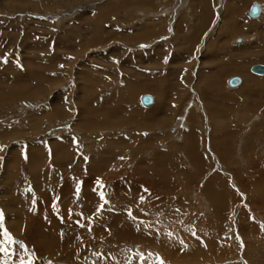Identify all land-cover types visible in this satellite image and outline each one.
I'll use <instances>...</instances> for the list:
<instances>
[{"label": "rangeland", "instance_id": "obj_1", "mask_svg": "<svg viewBox=\"0 0 264 264\" xmlns=\"http://www.w3.org/2000/svg\"><path fill=\"white\" fill-rule=\"evenodd\" d=\"M253 4L0 0V264H264Z\"/></svg>", "mask_w": 264, "mask_h": 264}, {"label": "bare ground", "instance_id": "obj_2", "mask_svg": "<svg viewBox=\"0 0 264 264\" xmlns=\"http://www.w3.org/2000/svg\"><path fill=\"white\" fill-rule=\"evenodd\" d=\"M258 6H259V9H260V11H259V14L255 17V18H257L259 15H260V13H261V11H263L264 10V4L263 5H259V4H257ZM226 9H224V11H225ZM206 11V10H205ZM223 11V13H225ZM207 12V11H206ZM231 17V16H230ZM178 27V26H177ZM233 33V32H232ZM234 34V33H233ZM219 36H220V34H219ZM243 40V39H242ZM241 41V40H240ZM209 46V45H208ZM211 47V46H210ZM249 58H251V60H253V61H260V60H263L264 61V56L262 55V54H251L250 56H249ZM237 71V70H236ZM254 74V73H253ZM255 75H257L258 76V78H259V74H255ZM262 75H264V74H262ZM235 77H237V76H234L233 78H235ZM263 77V76H262ZM47 78V77H46ZM238 78V80L240 81L239 82V86H238V88L242 85V83H243V79L241 78V77H237ZM261 84L263 83V81L261 80V79H259L258 80ZM133 82V81H132ZM227 83V82H226ZM251 85V84H250ZM238 88H236V89H238ZM236 89H231V90H236ZM153 104V103H152ZM58 114V113H57ZM60 114V113H59ZM155 114V113H154ZM36 119V120H35ZM33 118V119H31L33 122H35V121H38V118ZM39 123H40V121H39ZM36 129V128H35ZM34 130V129H33ZM5 131V130H4ZM3 132V131H2ZM18 132V131H17ZM0 133H1V131H0ZM215 133V132H214ZM3 135H12V134H9V133H6V132H3V134H2V136ZM4 137V136H3ZM189 137H190V142H191V144H192V142H193V139L195 138H193V135H192V133L189 135ZM189 140V139H188ZM131 145H132V143H131ZM216 147V146H215ZM191 148V147H190ZM225 148V147H224ZM220 149V148H219ZM193 150V149H192ZM228 150V149H227ZM116 151V150H115ZM194 152V150L191 152V153H189V149H188V153H189V156L192 158V159H194V161H196V158H197V155L196 154H194L193 153ZM13 154H14V152L13 151H11L10 152V155L11 156H9L10 158H8L9 160L7 161V163H6V166H7V168H6V170H7V173L9 172H11V165H12V160H13ZM222 155V154H221ZM34 157V156H33ZM30 158H32V157H30ZM41 158V156H39V159ZM220 158V157H219ZM198 159V158H197ZM224 162V161H223ZM6 170H4L5 172H6ZM13 170V169H12ZM39 172H40V170H38ZM4 172V173H5ZM8 173V174H9ZM45 173V172H44ZM11 174V173H10ZM42 175H44V174H42ZM47 175V174H46ZM7 176V175H6ZM41 177V176H40ZM2 178H4V177H2ZM11 178V177H10ZM10 178H9V181H10ZM1 180V179H0ZM34 180H36V179H34ZM14 181H16V180H14ZM37 181V180H36ZM1 183V182H0ZM6 183H7V181H6ZM32 183V182H31ZM37 182H35V184H36ZM27 184V183H26ZM16 184H14V186H15ZM10 186L11 185H9V188H10ZM13 186V185H12ZM22 186V185H21ZM17 189H19V186H18V188ZM10 190V189H9ZM12 190V189H11ZM20 190V189H19ZM23 190V189H22ZM40 190V189H39ZM21 191V190H20ZM9 192V191H8ZM15 191H13V193H14ZM11 194V193H10ZM21 195V194H20ZM39 195V194H38ZM220 195V194H219ZM39 196H41V194L39 195ZM24 197H22L20 200H15V202H23L24 200H26V199H23ZM19 199V198H18ZM231 200V199H230ZM215 202V201H214ZM23 206V207H22ZM15 207H16V205H15ZM18 208H20V212H18L19 213V216H20V218H23V219H25L26 220V224L28 225V227L30 228L31 226H33V222L32 221H27L28 219H30V218H32L31 216V214H26L25 212L27 211V210H29V208H27V206L25 205V204H22V205H20V207H18ZM18 208H14V209H18ZM25 208V209H24ZM10 211V210H9ZM15 211V210H14ZM18 211V210H17ZM40 213V212H39ZM49 213V212H48ZM16 216H17V214H16ZM18 216V217H19ZM40 216V215H39ZM36 217V216H35ZM15 218H17V217H15ZM40 219V218H39ZM18 220V219H17ZM21 220V219H20ZM25 220L23 221V222H25ZM36 220H38V218H36ZM54 220V219H53ZM18 222H19V220H18ZM38 222V221H37ZM21 225V224H20ZM23 225H24V223H23ZM44 226V225H43ZM98 227V226H97ZM23 228V227H22ZM52 228V227H51ZM26 229V228H25ZM47 229V228H46ZM102 229V228H101ZM28 230V229H27ZM30 230V229H29ZM36 231V230H35ZM51 231V230H50ZM94 231H96L95 229H93L91 232H94ZM30 232H32V231H30ZM47 232V231H46ZM46 232L44 233V234H46ZM52 232V231H51ZM144 232V231H143ZM50 233V232H49ZM33 235V234H32ZM42 238V237H41ZM4 239V238H3ZM5 242V241H4ZM3 242V243H4ZM35 243V242H34ZM54 247H57V246H54ZM3 248V247H2ZM52 248V247H51ZM45 249V248H44ZM50 250H52V249H50ZM52 252V251H51ZM54 252V251H53ZM44 254V253H43ZM52 254V253H51ZM7 260V259H6ZM2 261V260H1ZM8 261H9V259H8Z\"/></svg>", "mask_w": 264, "mask_h": 264}, {"label": "water", "instance_id": "obj_3", "mask_svg": "<svg viewBox=\"0 0 264 264\" xmlns=\"http://www.w3.org/2000/svg\"><path fill=\"white\" fill-rule=\"evenodd\" d=\"M259 11V6L257 4H253L248 11V15L251 18H255L259 14ZM251 72L254 74L262 75L264 74V66L261 64H256L251 67ZM239 82L240 81L238 80V78H231L229 80V85H231L232 87H236ZM140 102L143 106H150L153 103V97L150 95H143L140 99Z\"/></svg>", "mask_w": 264, "mask_h": 264}, {"label": "snow or ice", "instance_id": "obj_4", "mask_svg": "<svg viewBox=\"0 0 264 264\" xmlns=\"http://www.w3.org/2000/svg\"><path fill=\"white\" fill-rule=\"evenodd\" d=\"M0 219H2V213H0ZM5 235H7V233H5Z\"/></svg>", "mask_w": 264, "mask_h": 264}, {"label": "crops", "instance_id": "obj_5", "mask_svg": "<svg viewBox=\"0 0 264 264\" xmlns=\"http://www.w3.org/2000/svg\"><path fill=\"white\" fill-rule=\"evenodd\" d=\"M240 85V84H239Z\"/></svg>", "mask_w": 264, "mask_h": 264}]
</instances>
